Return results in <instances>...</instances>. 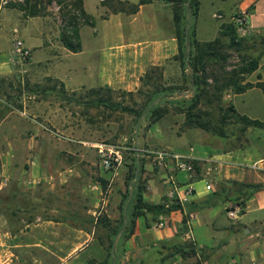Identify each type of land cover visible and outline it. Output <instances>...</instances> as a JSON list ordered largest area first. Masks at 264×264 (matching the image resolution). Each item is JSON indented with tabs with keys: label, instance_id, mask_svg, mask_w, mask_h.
Returning a JSON list of instances; mask_svg holds the SVG:
<instances>
[{
	"label": "crops",
	"instance_id": "crops-1",
	"mask_svg": "<svg viewBox=\"0 0 264 264\" xmlns=\"http://www.w3.org/2000/svg\"><path fill=\"white\" fill-rule=\"evenodd\" d=\"M198 1L194 19L197 41L217 38L221 25L231 23L239 11L245 12L248 29L264 35V0ZM82 6L91 23L79 26L78 52L63 46L58 25L56 31L51 26L52 32L40 28L36 32L22 31L32 54L28 68H35L38 76L51 77L71 92L110 88L135 93L150 69H180L175 59L180 51L175 13L185 15L189 21L187 3L82 0ZM2 9L0 4V16ZM35 18L47 22L50 16L47 13L30 19ZM1 25L0 72H8L13 67L9 60L11 46H2ZM242 84L251 85L238 93H224L223 103L232 104L238 114L262 125L248 126L241 135L244 143L236 146L211 142L210 134L203 129L184 126V113L169 101L188 98L192 90L180 95L175 92V97H161L152 103L163 105L167 111L151 122L144 134L139 133L141 141L136 140V148L140 143L143 148H163L188 163L187 169H179L173 162L161 167L152 155H140V197L159 210L140 207L139 214L130 221L135 202L133 186L127 185V163L122 161L113 174L106 172L105 179L86 184L88 207H70L69 202L66 208L45 207L35 222L22 225L14 233L7 230L9 247L15 255L12 260L20 264H140L146 250L173 237L208 248L210 255L202 258L199 254H176L162 264H231L233 260L248 264L264 258V91L260 86L264 84V50L257 68L244 74ZM70 181L54 179L53 196ZM137 181L131 182L135 189ZM100 183L105 185L104 191ZM255 183L262 187L248 195L239 187ZM206 184L211 185L210 190ZM173 189L175 197L170 198ZM238 200L243 201L241 210L229 216L227 211L239 205ZM46 215L49 218H43ZM224 254V261H220Z\"/></svg>",
	"mask_w": 264,
	"mask_h": 264
},
{
	"label": "rangeland",
	"instance_id": "rangeland-1",
	"mask_svg": "<svg viewBox=\"0 0 264 264\" xmlns=\"http://www.w3.org/2000/svg\"><path fill=\"white\" fill-rule=\"evenodd\" d=\"M74 1L0 0L4 8L0 16V25L3 22L2 46L12 47L16 38L24 42L22 31L26 30L36 32L40 28L41 31L52 32V27L56 31L58 25L61 32L65 26L64 16L65 20L68 16H79L73 6ZM47 13L50 16L47 22L40 18L30 19L44 17ZM236 35L244 39L242 47L239 50H225L224 47L226 61L209 68L210 73L214 72L221 78L220 82H223V75L238 69L264 50V35L259 32L236 30ZM27 48L31 58V49ZM30 58L17 65L12 64V70L8 72H0V264H20L12 260L15 255L9 247L10 233L7 230L14 233L22 225L35 222L45 207L57 205L66 208L68 202L70 207L89 206L86 184L105 179L103 175L107 172L100 166L99 154L92 143L127 147L129 149L122 152V161L127 165L133 163V156L129 153L136 148V140L141 141L139 133L144 134L151 121L146 118L142 104L156 84L175 87L179 95L191 89L189 83H183L181 68L167 66L165 70L158 67L149 72V85L141 87L144 95L106 88L71 92L55 84L51 77L38 76L35 68L29 69L32 64ZM51 64L48 63L47 69ZM189 72L188 68L186 73ZM209 78L211 82L212 75ZM163 96L175 97V93ZM222 101L226 100L222 98ZM138 110L140 112L136 115L134 111ZM224 127L229 135L226 145L231 147L244 143L243 137L237 135V125L227 123ZM210 139L211 142L217 141ZM142 145L140 143L139 147ZM128 171L127 166L126 180ZM54 179H71L70 185H61L62 191L55 197ZM100 188L106 189L103 183H100ZM127 195L128 190L125 197ZM83 218L85 222L86 216ZM248 264H264V258Z\"/></svg>",
	"mask_w": 264,
	"mask_h": 264
},
{
	"label": "trees",
	"instance_id": "trees-1",
	"mask_svg": "<svg viewBox=\"0 0 264 264\" xmlns=\"http://www.w3.org/2000/svg\"><path fill=\"white\" fill-rule=\"evenodd\" d=\"M163 1L173 4L187 3L189 9V21L186 20L185 15L182 17V14L177 12L175 13V19L179 27L178 36L180 45L179 55L175 59L179 62V66L183 72V83L190 84L192 96L189 99H173L169 101L175 105L177 110L184 113V126L203 129L210 134L212 140L220 141L224 147L226 146L228 140L227 138L229 137L228 133L225 131V124L228 123L237 125L238 137L244 134V130L248 126H261L262 124L260 122L250 120L247 117L238 114L232 104L224 105L223 101L221 103L224 93L229 91L238 93L243 91L247 86L251 85L242 84V80L244 74L250 73L257 68L260 54L254 59H249L238 69L231 71L225 76L223 75V82H220L221 78L214 72L210 73L209 68H211L215 63L220 64L221 62L223 63L226 61L227 53L223 52L224 47L225 50L226 48L239 50L242 47L244 39L237 37L234 24L232 22L222 24L217 38L209 42H200L194 38V19L197 15L199 1ZM73 6L78 10L77 14H79V16L75 14V16H68V20H65V16L63 17L65 26L60 32V40L66 49L72 52H78L81 49L79 26L82 23L90 24L91 21L90 17L86 15L83 9L82 0L74 1ZM187 25L188 28L186 30ZM188 47L189 50L187 49ZM157 68L158 67H154L152 69ZM188 68L190 69V72L186 73ZM152 69H150V71H148L142 78V86L149 85V72H151ZM210 75L213 77L211 82H209ZM260 86L264 91V84H261ZM106 89L113 90L110 88ZM177 90H175V87L167 88L165 85L161 84H156L154 86L153 91L147 96L146 101L142 104V110L146 113V118L151 119L150 123L156 121L167 111V108L163 105H159L157 103L152 105V103L156 99L164 97L163 94L175 93ZM143 92L142 88L137 91L140 95H144ZM138 112L140 111H134L136 115ZM216 112H218V114H215ZM129 154L133 156V163L127 165L128 170L130 171H128L129 176L127 177V182H130L133 179H138V186L136 189L134 185L130 183L128 184V186H133L132 197L135 201L133 211L131 213L132 219L130 220L133 222V218L139 214L140 207H144L147 210H159V207H153L141 199L140 191L142 189V183L140 182V172L142 169V162L140 155H137V151L135 149H132ZM134 164L135 169L132 170ZM138 164L139 170L137 172L136 168ZM239 187L244 188L247 191L246 194L248 195L262 187V184H239ZM237 204H239V206H243V201L238 200ZM173 206L176 208L177 205L174 203ZM209 252L210 250L208 248L198 247L193 242L185 241L180 237H173L168 241H160L153 248L146 250L140 264H162L164 260L176 254H180L183 257H191L199 254L200 257L207 258L210 255Z\"/></svg>",
	"mask_w": 264,
	"mask_h": 264
},
{
	"label": "built area",
	"instance_id": "built-area-1",
	"mask_svg": "<svg viewBox=\"0 0 264 264\" xmlns=\"http://www.w3.org/2000/svg\"><path fill=\"white\" fill-rule=\"evenodd\" d=\"M232 23L234 24L237 31H245L248 29V21L245 12L239 11L237 12L232 19ZM30 58V50L25 46L22 39L16 38L12 47L10 48V63L13 65H17L18 63L25 62ZM91 146L96 149L99 154L100 166L105 169L107 172H111L112 174L116 171L118 165L122 163L123 156L122 152L129 149L124 146H116L109 143L104 142H96L92 143ZM137 151V155H145L154 157V161L158 166H166L167 162H173L174 165L179 169H187L188 163L184 161L179 155L171 153L170 151L163 148H143L138 147L135 149ZM206 189L210 190L211 185L206 184ZM169 197H175V189L169 192ZM182 201V199H181ZM241 210V206L235 205L233 209L227 211L229 216H234L236 212ZM159 226L162 223L158 224ZM231 264H242L240 260H233Z\"/></svg>",
	"mask_w": 264,
	"mask_h": 264
},
{
	"label": "water",
	"instance_id": "water-1",
	"mask_svg": "<svg viewBox=\"0 0 264 264\" xmlns=\"http://www.w3.org/2000/svg\"><path fill=\"white\" fill-rule=\"evenodd\" d=\"M186 44H187V42H186ZM187 49L189 50V47H188ZM224 258H225V255H223V256L221 257L220 261H224Z\"/></svg>",
	"mask_w": 264,
	"mask_h": 264
}]
</instances>
